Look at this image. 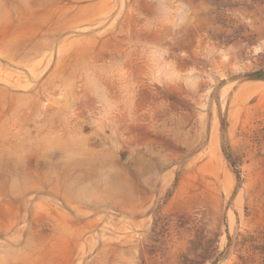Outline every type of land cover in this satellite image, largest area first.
Returning <instances> with one entry per match:
<instances>
[{"label": "rangeland", "instance_id": "rangeland-1", "mask_svg": "<svg viewBox=\"0 0 264 264\" xmlns=\"http://www.w3.org/2000/svg\"><path fill=\"white\" fill-rule=\"evenodd\" d=\"M0 264H264V0H0Z\"/></svg>", "mask_w": 264, "mask_h": 264}]
</instances>
